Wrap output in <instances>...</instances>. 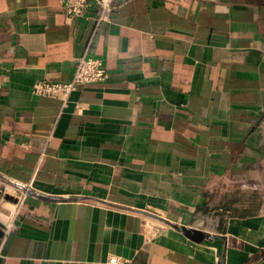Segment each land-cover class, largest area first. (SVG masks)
Listing matches in <instances>:
<instances>
[{"label":"crops","instance_id":"1","mask_svg":"<svg viewBox=\"0 0 264 264\" xmlns=\"http://www.w3.org/2000/svg\"><path fill=\"white\" fill-rule=\"evenodd\" d=\"M98 12L0 0V264H264V0ZM84 55L105 82L33 92Z\"/></svg>","mask_w":264,"mask_h":264},{"label":"built area","instance_id":"2","mask_svg":"<svg viewBox=\"0 0 264 264\" xmlns=\"http://www.w3.org/2000/svg\"><path fill=\"white\" fill-rule=\"evenodd\" d=\"M116 2L117 0H64V9L70 17H83L92 3H95L99 10L97 20L102 22L111 20ZM107 79L108 71L103 60L84 55L78 59L75 72L70 80L67 82L38 81L33 85V92L38 96L59 98L66 104L72 93L80 86L102 83ZM29 193V186L20 188L17 185L9 187L4 183L0 184V209L5 203H12L14 199L16 203L22 202ZM1 255L0 251V257ZM107 264H127V260L113 256Z\"/></svg>","mask_w":264,"mask_h":264},{"label":"water","instance_id":"3","mask_svg":"<svg viewBox=\"0 0 264 264\" xmlns=\"http://www.w3.org/2000/svg\"><path fill=\"white\" fill-rule=\"evenodd\" d=\"M182 230L189 238H191L194 241H201L205 237V235L202 232L195 229L183 228Z\"/></svg>","mask_w":264,"mask_h":264}]
</instances>
